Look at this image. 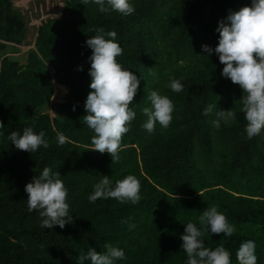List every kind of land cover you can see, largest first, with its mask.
Listing matches in <instances>:
<instances>
[{
  "label": "trees",
  "instance_id": "obj_1",
  "mask_svg": "<svg viewBox=\"0 0 264 264\" xmlns=\"http://www.w3.org/2000/svg\"><path fill=\"white\" fill-rule=\"evenodd\" d=\"M131 2L135 11L123 16L100 12L90 0H64L63 16L38 27L34 47L21 63L7 53L26 44L27 21L11 0H0V264H78L80 253L90 247L103 251L106 242L125 251L127 258L117 264H186L185 224H198L212 205L235 231L231 237L205 232V246L223 245L231 264H238L241 242L252 240L257 264H264V130L247 139L243 90L221 75L218 55L209 57L202 49L203 44L214 48L218 22L251 0ZM101 27L117 32L123 50L118 62L142 77L129 105L136 117L115 161L93 149L94 132L82 122L91 91L92 49L85 41ZM171 78L181 80L182 91L170 89ZM56 84L69 92L52 117L46 109ZM153 90L167 95L174 111L167 128L157 124L149 133L142 127V109L150 106ZM209 104L213 111L205 116ZM219 108L235 116L217 128ZM25 126L43 130L49 147L35 153L17 149L8 135ZM57 133L65 135V144L57 143ZM45 166L60 172L68 189L73 221L63 228L44 229L39 212L27 210L25 185ZM129 174L140 183L137 204L89 201L103 175L114 184Z\"/></svg>",
  "mask_w": 264,
  "mask_h": 264
},
{
  "label": "clouds",
  "instance_id": "obj_2",
  "mask_svg": "<svg viewBox=\"0 0 264 264\" xmlns=\"http://www.w3.org/2000/svg\"><path fill=\"white\" fill-rule=\"evenodd\" d=\"M81 2L87 4L89 0ZM90 2L97 5L100 12L113 10L127 16L135 11L131 0ZM216 31L219 33L218 44L214 48L203 44L202 49L209 57L213 52L217 54L224 65L221 75L238 84L243 90L240 111L246 121V137L250 140L264 130V0H251L250 5L229 11L218 22ZM95 32L94 36H89L85 41L92 49L89 56L91 91L84 101L86 114L82 116V122L94 132L91 138L93 149L101 153L107 152L112 161H115L119 159L122 136L129 131L130 122L136 117V112L129 105L134 100L142 77L118 62L117 57L123 50L116 40L115 30L105 31L101 27ZM80 68L82 70V66ZM169 87L172 91L179 92L184 85L180 79L171 78ZM147 99L150 106L142 109L145 116L142 127L149 133L155 131L157 124L167 128L174 111L172 100L156 90L151 91ZM213 107L212 104L207 105L203 109V115L212 112ZM234 116L231 109H220L216 112L214 126L218 128L222 120L227 123ZM2 127L3 123L0 122V128ZM3 134L0 131V135ZM8 139L17 149L30 153L37 152L41 146L49 147L45 132H36L32 126H25L22 133L10 132ZM56 140L59 145H63L66 137L63 133H57ZM60 177V172L45 166L25 185L24 190L28 194L27 210L39 212L42 218L40 226L44 229H52L56 225L63 228L73 221L67 202L68 189ZM98 198H114L121 203L137 204L141 199L140 183L132 174L115 181L114 184L108 175H103L88 196L92 203ZM128 227L131 229L135 225L129 224ZM234 231L225 214L214 205L208 206L202 211L199 223L187 222L181 234V247L186 253V264H231V253L223 245L214 249L205 246L204 233L231 237ZM103 248V251H97L95 247H90L86 253H80L77 257L78 264H85V261L90 264H117L127 258L123 248L112 243L106 242ZM236 260L238 264H257L255 242H241L236 251Z\"/></svg>",
  "mask_w": 264,
  "mask_h": 264
},
{
  "label": "rangeland",
  "instance_id": "obj_3",
  "mask_svg": "<svg viewBox=\"0 0 264 264\" xmlns=\"http://www.w3.org/2000/svg\"><path fill=\"white\" fill-rule=\"evenodd\" d=\"M15 7L22 10L23 17L27 21L26 44H21L17 52L8 50L7 54L13 55L21 63L26 62L28 50L34 47L35 39L38 34V27L50 18L62 17L64 12V0H11ZM52 71H54L52 69ZM69 88L61 85H55V92L46 111L53 117L55 116V107L58 103L65 101Z\"/></svg>",
  "mask_w": 264,
  "mask_h": 264
}]
</instances>
